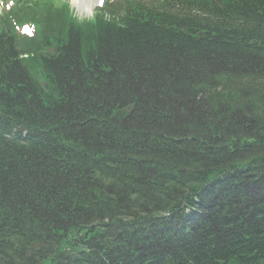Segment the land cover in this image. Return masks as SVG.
<instances>
[{
  "label": "trees",
  "instance_id": "1",
  "mask_svg": "<svg viewBox=\"0 0 264 264\" xmlns=\"http://www.w3.org/2000/svg\"><path fill=\"white\" fill-rule=\"evenodd\" d=\"M151 3L58 11L56 60L47 12L37 42L0 34V264H162L161 213L243 174L170 256L264 264V0Z\"/></svg>",
  "mask_w": 264,
  "mask_h": 264
},
{
  "label": "rangeland",
  "instance_id": "2",
  "mask_svg": "<svg viewBox=\"0 0 264 264\" xmlns=\"http://www.w3.org/2000/svg\"><path fill=\"white\" fill-rule=\"evenodd\" d=\"M70 2V4H72L71 6L76 10L75 14L78 18L83 19L91 17L92 12L84 9L83 7L78 6L79 1L70 0ZM87 2H90L91 5H95L96 0H87Z\"/></svg>",
  "mask_w": 264,
  "mask_h": 264
},
{
  "label": "bare ground",
  "instance_id": "3",
  "mask_svg": "<svg viewBox=\"0 0 264 264\" xmlns=\"http://www.w3.org/2000/svg\"><path fill=\"white\" fill-rule=\"evenodd\" d=\"M83 1H86V0H83ZM80 4V3H79ZM89 7H91V6H89Z\"/></svg>",
  "mask_w": 264,
  "mask_h": 264
},
{
  "label": "snow or ice",
  "instance_id": "4",
  "mask_svg": "<svg viewBox=\"0 0 264 264\" xmlns=\"http://www.w3.org/2000/svg\"><path fill=\"white\" fill-rule=\"evenodd\" d=\"M101 2H102V0H101Z\"/></svg>",
  "mask_w": 264,
  "mask_h": 264
}]
</instances>
